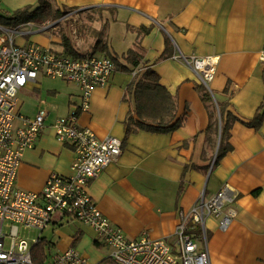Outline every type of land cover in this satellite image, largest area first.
Listing matches in <instances>:
<instances>
[{"label": "crops", "instance_id": "1", "mask_svg": "<svg viewBox=\"0 0 264 264\" xmlns=\"http://www.w3.org/2000/svg\"><path fill=\"white\" fill-rule=\"evenodd\" d=\"M37 2L0 0V6L11 11L36 6ZM53 3L61 9L73 8L71 14L102 8L112 11L104 26L107 53L121 57L133 50L139 63L134 70H122L115 60L117 70L107 86L92 92L88 110L79 109L81 92L74 82L73 88L60 82L43 90L41 81L51 78L44 73L34 82H27L22 89L34 100V110L31 115L22 113L24 102L19 100V113L33 117L45 111L47 118L37 144L23 153L16 174L19 188L40 192L52 172L72 174L74 147L57 138L52 124L57 117L79 109L80 127L91 129L99 138L114 135L123 142L122 154L88 188L101 211L127 236L147 234L173 241L180 210H190L202 194L210 198L229 184L236 194L231 204L236 216L229 228L222 230L217 217L205 219L211 262L264 264V117L259 127L251 124L259 113H264V65L259 60L264 47V0ZM36 24L28 21L17 28ZM26 42L30 43H22ZM42 45L68 54L71 48L81 55L94 52L64 43L58 45L60 49ZM100 48L96 46V50ZM180 53L219 57L209 87L190 65L175 58ZM148 69L158 73L160 82L176 100V116L184 120L173 131L140 129L128 134L126 119L132 105L126 90L135 79V70L141 74ZM203 88L212 93L213 101L204 100ZM217 102L227 104L225 113L236 118L223 143L229 149L218 159L222 123ZM47 228L42 236L51 253L76 247L93 264H115L109 248L96 242V232L90 225L60 215Z\"/></svg>", "mask_w": 264, "mask_h": 264}, {"label": "built area", "instance_id": "2", "mask_svg": "<svg viewBox=\"0 0 264 264\" xmlns=\"http://www.w3.org/2000/svg\"><path fill=\"white\" fill-rule=\"evenodd\" d=\"M17 34L18 28L0 25V264H40L34 259L33 247L42 241L43 231L56 214L93 227L96 242L109 248L115 264H212L205 219L217 217L222 230L229 228L236 216L231 206L236 200L233 188L225 184L210 198L202 194L190 210H180L173 241L147 234L139 238L127 236L101 211L88 188L122 154L123 142L114 135L99 138L91 129L80 127L78 120V110L89 109L92 92L108 85L117 70L116 61L108 55L73 56L39 43L20 44L16 42ZM175 58L190 65L209 87L218 56L180 53ZM259 60L264 65V47ZM40 73L74 82L82 101L78 110L57 117L52 124L57 138L74 147L72 174L52 172L42 191L35 192L19 188L16 174L24 151L37 144L47 113L40 111L33 117L20 114L17 95ZM7 221L11 223L9 233L3 228ZM22 227L36 230L38 236L30 243L21 237ZM7 236L11 238L8 248L5 247ZM42 264L93 263L79 249L70 247L54 252L50 261Z\"/></svg>", "mask_w": 264, "mask_h": 264}, {"label": "trees", "instance_id": "3", "mask_svg": "<svg viewBox=\"0 0 264 264\" xmlns=\"http://www.w3.org/2000/svg\"><path fill=\"white\" fill-rule=\"evenodd\" d=\"M37 3L36 6H26L13 11H5V9H2L5 12L0 11V25L17 28L19 25L28 21L40 23L46 21L51 16L56 19L66 12L56 7L53 0H39ZM67 9L68 11L73 10V8ZM66 39L65 37L64 42ZM65 45L69 47V43L65 42ZM69 54L81 56V54H77L72 48ZM111 56L118 62L117 66L122 70H134V67L139 63V57L133 50L127 51V53L122 54L121 57L115 54ZM122 59L124 61H122ZM129 65H131V67ZM158 76V73L152 69L145 70L141 74L137 72L134 81L128 86L126 98L131 101L132 105L126 119V131L128 134L140 129L152 132H169L181 127L184 118L176 116V100L169 90L160 82ZM203 98L205 101L214 100L212 93L206 88H203ZM217 103L219 120L221 119L222 123L221 144L217 153L218 159L229 149L228 144L223 143L225 141L224 139H227L229 136V126L231 122L235 121L236 118L229 113H225L227 104L221 102ZM263 117L264 113H259L251 124L259 127ZM43 239H41L42 241L38 245L33 247L32 252L35 261L40 264L45 262L48 258L46 253L47 244Z\"/></svg>", "mask_w": 264, "mask_h": 264}, {"label": "rangeland", "instance_id": "4", "mask_svg": "<svg viewBox=\"0 0 264 264\" xmlns=\"http://www.w3.org/2000/svg\"><path fill=\"white\" fill-rule=\"evenodd\" d=\"M0 6V11L2 10ZM63 11H66L59 18L49 17L46 21L40 22L36 24V27L33 26H21L18 30V34L16 37L20 36L22 38L18 39V43L23 44L24 40H29L34 43L41 44H50L54 49H60L61 45L65 42L69 43L71 46H75L77 49L81 51H94L92 54L101 55L107 53V49L105 47V18L106 16L113 14L109 11V9H95V10H87L74 12L71 14V11H68L66 7L62 8ZM13 11V10H11ZM8 13V12H7ZM71 14V15H70ZM33 30L34 32L31 34H23L21 33ZM67 38L64 42V38ZM56 41V42H55ZM63 42V43H62ZM27 43V42H26ZM60 47H59V46ZM100 45L101 48L96 50V46ZM120 48H118L119 50ZM109 56L111 54L107 53ZM43 90H47V88L54 86V83H63L66 86L75 87L74 83L62 81L60 79H51L44 78L42 81ZM26 89H20L18 92V98L23 103L21 112L24 114L31 115L33 113V108L35 106L34 100L31 96H28ZM60 214H56L55 218H59ZM10 221H7L5 224L4 230L6 233L10 232ZM48 229V228H47ZM48 232V230H45ZM46 233V232H45ZM38 236V232L34 229L29 228H21V237L27 238V240L31 243L32 239ZM11 238L9 236L6 237L5 247L8 248L10 246ZM47 255L48 258L46 262L50 261L53 253H51L50 247L47 246ZM100 264H109L107 262Z\"/></svg>", "mask_w": 264, "mask_h": 264}]
</instances>
